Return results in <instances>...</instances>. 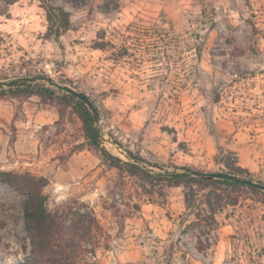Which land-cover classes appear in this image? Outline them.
<instances>
[{
  "label": "rangeland",
  "instance_id": "1",
  "mask_svg": "<svg viewBox=\"0 0 264 264\" xmlns=\"http://www.w3.org/2000/svg\"><path fill=\"white\" fill-rule=\"evenodd\" d=\"M55 5L71 15L60 42L47 37L39 0H0V90L47 77L96 104L104 146L124 161L129 151L154 171L222 173L230 161L264 183V0ZM0 171L45 184L47 209L76 246L72 264H264V194L223 188L239 200L210 228L187 210L185 187L145 185L103 162L57 102L0 99ZM25 201L0 182V264L33 255Z\"/></svg>",
  "mask_w": 264,
  "mask_h": 264
},
{
  "label": "trees",
  "instance_id": "2",
  "mask_svg": "<svg viewBox=\"0 0 264 264\" xmlns=\"http://www.w3.org/2000/svg\"><path fill=\"white\" fill-rule=\"evenodd\" d=\"M39 1L48 22L47 37L60 42L61 37L71 28L70 13L55 5V0ZM65 1L79 8L85 6L90 0ZM118 9V3L113 8L108 3L103 5L105 12L110 13ZM33 96L72 108L82 122L88 148L99 154L103 162L109 166L126 171L140 179L145 185L160 188L185 187L188 189L184 195L187 210L191 214L196 213L197 217L205 213L203 220L206 226L210 228L216 224L215 216L218 212H221L225 207L236 205L239 200L238 197H223L218 194V192L223 191V188L226 190L248 189L254 193L264 194L262 191L232 180H209L202 176L193 175L186 171L187 168L169 171L161 167L158 171H154L142 164L141 159L134 157L129 151H127L128 161L111 154L104 146V137L98 127L101 113L96 104L93 102L97 109V113L93 114L82 101L64 90L61 85H55L47 77L21 78L8 83L7 90H0V99ZM222 162L228 169V172L223 173L255 181L247 170L232 165L230 161ZM0 182L9 184L26 196L24 217L27 231L34 246V252L33 255L26 256L24 260L15 264H39L38 253L50 255L55 260V264H72L70 261L73 259V252L71 251L76 246L73 240L63 239V229L49 213L47 198L41 191L45 184L35 182L32 178L26 176L2 171H0ZM259 183L264 184L263 182ZM203 191H207V193H204L202 199L198 200V196Z\"/></svg>",
  "mask_w": 264,
  "mask_h": 264
},
{
  "label": "water",
  "instance_id": "3",
  "mask_svg": "<svg viewBox=\"0 0 264 264\" xmlns=\"http://www.w3.org/2000/svg\"><path fill=\"white\" fill-rule=\"evenodd\" d=\"M62 86V85H61ZM64 88V90H66L68 93L74 95L77 99H79L80 101H82L91 111L93 114L97 113V109L93 104V101L84 93L76 91L75 89H72L69 86H62ZM157 168H161L159 166H155ZM187 172L192 173L193 175L196 176H202L205 177L209 180H223V179H227V180H232L235 181L237 183H241L244 184L246 186L255 188L259 191L264 192V184H261L259 182H255L251 179H247V178H240L238 176H235L233 174H229V173H222V172H203V171H199V170H195V169H190L187 168L186 169Z\"/></svg>",
  "mask_w": 264,
  "mask_h": 264
},
{
  "label": "bare ground",
  "instance_id": "4",
  "mask_svg": "<svg viewBox=\"0 0 264 264\" xmlns=\"http://www.w3.org/2000/svg\"><path fill=\"white\" fill-rule=\"evenodd\" d=\"M17 261H19V258H17V257H12V258H9V259L7 260V263H8V264H13V263H16Z\"/></svg>",
  "mask_w": 264,
  "mask_h": 264
}]
</instances>
